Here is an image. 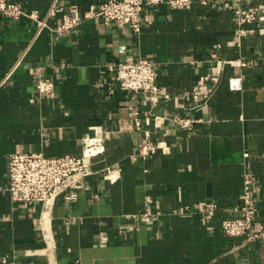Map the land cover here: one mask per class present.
Returning a JSON list of instances; mask_svg holds the SVG:
<instances>
[{"label":"crops","instance_id":"1","mask_svg":"<svg viewBox=\"0 0 264 264\" xmlns=\"http://www.w3.org/2000/svg\"><path fill=\"white\" fill-rule=\"evenodd\" d=\"M11 1L47 27L0 14V264H264L263 243L222 232L226 218L242 216L246 178L254 227L264 225V35L240 36L237 4L147 7L135 34L85 18L108 0H60L54 16L55 0ZM71 6L82 22L58 33ZM140 58L156 64V105L114 80L119 62ZM40 76L56 82L54 97L37 95ZM177 118L194 120V130ZM97 135L105 152L73 186L77 202L11 199L10 154L80 156ZM148 141L156 148L144 155ZM145 214L155 218L132 220Z\"/></svg>","mask_w":264,"mask_h":264},{"label":"built area","instance_id":"2","mask_svg":"<svg viewBox=\"0 0 264 264\" xmlns=\"http://www.w3.org/2000/svg\"><path fill=\"white\" fill-rule=\"evenodd\" d=\"M60 0H55L54 6L49 11V16H54L63 11V8L55 5ZM237 7L234 11V19L239 28L240 36L259 33L264 35V26L259 24L263 18L262 8L257 3L259 0H231ZM206 0L202 4H206ZM194 0H108L92 8L85 18H100L106 25L129 27L135 34H140L142 28V16L147 7L167 5L171 10H185L194 6ZM76 6H71L69 13L63 17V23L56 30L58 33L74 30L78 27L82 18L77 14ZM0 14L10 19L19 20L28 17L39 23L41 29L47 27L46 20L40 19L38 11L26 12L20 4L11 0H0ZM126 47L120 46L119 53L125 54ZM62 63L60 69H65ZM209 76L206 77V80ZM114 80L122 87L129 90L134 98L143 97V104L150 102L152 105L159 103L161 88L158 86V74L156 64L150 59L121 61L116 65ZM231 89L240 90L241 84L232 80ZM36 93L39 97L52 98L56 94V82L45 77H39L36 84ZM133 118L136 127L142 126L140 111L133 110ZM195 121L191 119L177 118L176 124L188 131H193ZM156 146L151 142H145L139 146V150L148 154L155 150ZM105 152V139L102 136L88 138L86 146L80 156H64L59 158H47L36 153H13L9 155L8 169V193L14 202L41 203L46 206L54 202L58 197L64 196L67 203L74 204L78 200V192L73 186L83 182L93 175L94 160ZM243 204L236 208L242 216L226 218L222 224V232L226 237H242L247 243L261 242L264 244V225L259 229L254 227L253 181L246 178L243 189ZM216 205L209 204L207 210L216 209ZM155 217L152 214L133 216V221L150 222Z\"/></svg>","mask_w":264,"mask_h":264},{"label":"bare ground","instance_id":"3","mask_svg":"<svg viewBox=\"0 0 264 264\" xmlns=\"http://www.w3.org/2000/svg\"><path fill=\"white\" fill-rule=\"evenodd\" d=\"M50 203H52V202H49L48 204H50Z\"/></svg>","mask_w":264,"mask_h":264}]
</instances>
